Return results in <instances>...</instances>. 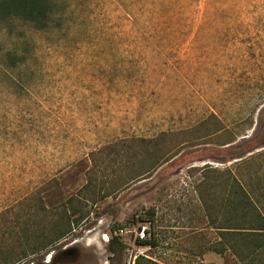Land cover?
<instances>
[{
	"label": "rangeland",
	"instance_id": "374dc122",
	"mask_svg": "<svg viewBox=\"0 0 264 264\" xmlns=\"http://www.w3.org/2000/svg\"><path fill=\"white\" fill-rule=\"evenodd\" d=\"M51 6L0 29V264H222L209 170L264 150V0Z\"/></svg>",
	"mask_w": 264,
	"mask_h": 264
},
{
	"label": "trees",
	"instance_id": "16d2710c",
	"mask_svg": "<svg viewBox=\"0 0 264 264\" xmlns=\"http://www.w3.org/2000/svg\"><path fill=\"white\" fill-rule=\"evenodd\" d=\"M51 0H0V29L10 24H19L42 31L53 16ZM15 58L14 53H7L8 60ZM1 73H7L5 70ZM247 143V142H246ZM251 156L239 153L235 162L224 172L209 170L210 173L229 176L231 190L229 195V214L227 226L218 228L223 239L229 242H243L241 247L231 246L232 252L242 264H264V150L249 152ZM262 180L263 183H256ZM222 239V238H221ZM139 246H153L155 242L137 240ZM223 241V240H222ZM123 244L112 239L110 252L119 256ZM213 253L224 256V251ZM4 263V262H3ZM10 264V262H5Z\"/></svg>",
	"mask_w": 264,
	"mask_h": 264
},
{
	"label": "crops",
	"instance_id": "0c3cea01",
	"mask_svg": "<svg viewBox=\"0 0 264 264\" xmlns=\"http://www.w3.org/2000/svg\"><path fill=\"white\" fill-rule=\"evenodd\" d=\"M228 253H230V251H226L224 256H221V255L216 254V253H213V254L215 255V257L219 258L220 261H221L222 264H223V263H225V256L228 255ZM212 264H220V263H219V262H216V263L213 262Z\"/></svg>",
	"mask_w": 264,
	"mask_h": 264
},
{
	"label": "water",
	"instance_id": "95a60500",
	"mask_svg": "<svg viewBox=\"0 0 264 264\" xmlns=\"http://www.w3.org/2000/svg\"><path fill=\"white\" fill-rule=\"evenodd\" d=\"M69 254H74V252H73V251L65 252V253H64V256H67V255H69Z\"/></svg>",
	"mask_w": 264,
	"mask_h": 264
},
{
	"label": "clouds",
	"instance_id": "9594fccd",
	"mask_svg": "<svg viewBox=\"0 0 264 264\" xmlns=\"http://www.w3.org/2000/svg\"><path fill=\"white\" fill-rule=\"evenodd\" d=\"M88 243H89V244H91V243H92V241H91V240H89V241H88Z\"/></svg>",
	"mask_w": 264,
	"mask_h": 264
},
{
	"label": "built area",
	"instance_id": "2783aa9c",
	"mask_svg": "<svg viewBox=\"0 0 264 264\" xmlns=\"http://www.w3.org/2000/svg\"><path fill=\"white\" fill-rule=\"evenodd\" d=\"M143 237H144V234H142L141 238H143Z\"/></svg>",
	"mask_w": 264,
	"mask_h": 264
}]
</instances>
